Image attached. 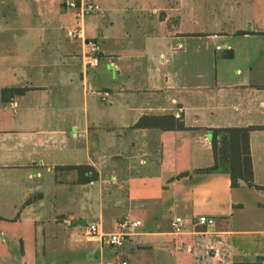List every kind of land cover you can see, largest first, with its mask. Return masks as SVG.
I'll return each mask as SVG.
<instances>
[{
	"label": "crops",
	"instance_id": "1",
	"mask_svg": "<svg viewBox=\"0 0 264 264\" xmlns=\"http://www.w3.org/2000/svg\"><path fill=\"white\" fill-rule=\"evenodd\" d=\"M96 1L101 11L83 20L57 0L41 26L20 14L0 30V237L22 219L2 214L7 184L25 185L20 202L6 201L35 224L51 200L58 224L89 215L105 231L124 218L143 225L122 247L0 241V264H264V188L204 170L215 163L213 128L264 126V0ZM64 23L101 45L96 67L85 69L81 39L57 36ZM5 87L27 89L4 101ZM250 144L264 186V128ZM67 165L99 178L81 183Z\"/></svg>",
	"mask_w": 264,
	"mask_h": 264
},
{
	"label": "rangeland",
	"instance_id": "2",
	"mask_svg": "<svg viewBox=\"0 0 264 264\" xmlns=\"http://www.w3.org/2000/svg\"><path fill=\"white\" fill-rule=\"evenodd\" d=\"M55 1L57 0H0V30L7 26H12L16 16L20 14L33 16L32 19L34 22L30 23V25L41 26L42 22L40 19L43 15L54 12ZM55 22L58 23L57 20ZM67 29L68 23L62 24V28H59L57 31V36L60 35L62 39H67ZM20 173L21 172H18V174ZM47 175L50 174L47 173ZM14 187L13 184L1 186V202L4 205L2 214L13 216L14 218L21 215L22 219L20 222L13 221L11 223H5L3 225L4 234L1 235L0 241H44V239H46V241H90L92 239L86 235L87 220L90 218L89 215H83L81 216V219L79 215H77L73 225L55 223L53 221L52 212L54 210L51 200V203L49 201V205L46 209L48 219L45 221V224L33 223L30 219L33 215H31L32 213L30 214V211L28 210L29 208L25 209L20 205L15 209L12 207L11 203L9 204V202L6 201L8 197L11 201L15 200L20 202L22 200L21 198L26 189L25 185L19 188L20 190L16 192L13 191ZM57 188L56 184L52 182H49L46 187L47 190L53 192H57ZM63 188L64 187L61 186L60 190ZM72 189L79 190L80 188L76 187L71 188V190ZM66 190V193H68L70 188H66ZM68 195L67 197H69ZM69 199L71 201L74 200L71 198ZM254 210V207L249 205L246 213L252 215L254 214ZM237 213H239V211Z\"/></svg>",
	"mask_w": 264,
	"mask_h": 264
},
{
	"label": "trees",
	"instance_id": "3",
	"mask_svg": "<svg viewBox=\"0 0 264 264\" xmlns=\"http://www.w3.org/2000/svg\"><path fill=\"white\" fill-rule=\"evenodd\" d=\"M25 87H5L2 89V98L9 100L11 96L21 95L26 91ZM144 120H140L136 126H144ZM180 128L184 127L180 123ZM263 125H249L244 127H218L212 129V144L215 157L213 166L205 168L207 172L224 170L231 175L232 186L236 187L241 181L251 186L264 188L254 182L253 161L251 154L250 134L254 129H263ZM63 168L77 170L78 181L88 183L98 180L99 173L91 165H67Z\"/></svg>",
	"mask_w": 264,
	"mask_h": 264
},
{
	"label": "built area",
	"instance_id": "4",
	"mask_svg": "<svg viewBox=\"0 0 264 264\" xmlns=\"http://www.w3.org/2000/svg\"><path fill=\"white\" fill-rule=\"evenodd\" d=\"M69 8L77 9L78 16L83 20L85 16L91 13L101 11L102 6L96 0H62ZM70 38L81 39L83 41L82 58L85 69L96 67L100 63L101 45L93 40L89 39L86 35L85 27L83 24L75 27H70L67 31ZM216 222V218L208 215H200L197 219V224L203 226H211ZM143 221L141 219L124 218L119 220L115 224V228L112 231H105L101 223L97 221H91L87 224L86 235L89 238L106 240L109 244L122 247L128 240V236L131 232L142 226ZM173 231L177 234L183 233L186 228V219L178 215L172 220Z\"/></svg>",
	"mask_w": 264,
	"mask_h": 264
}]
</instances>
